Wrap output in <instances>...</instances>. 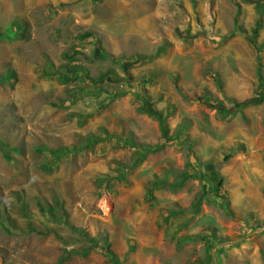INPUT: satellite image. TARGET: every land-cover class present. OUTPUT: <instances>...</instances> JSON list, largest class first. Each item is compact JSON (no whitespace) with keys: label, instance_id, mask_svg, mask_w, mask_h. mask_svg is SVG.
Wrapping results in <instances>:
<instances>
[{"label":"rangeland","instance_id":"1","mask_svg":"<svg viewBox=\"0 0 264 264\" xmlns=\"http://www.w3.org/2000/svg\"><path fill=\"white\" fill-rule=\"evenodd\" d=\"M12 22L24 35L0 39V74L15 73L0 86V264L89 246L42 197L121 264H264V0H0V37ZM248 98L261 101L238 108ZM161 118L170 137L185 129L144 156ZM57 148L71 151L53 161ZM184 172L196 177L167 186ZM217 173L221 197L204 191ZM66 264L111 263L92 250Z\"/></svg>","mask_w":264,"mask_h":264},{"label":"trees","instance_id":"2","mask_svg":"<svg viewBox=\"0 0 264 264\" xmlns=\"http://www.w3.org/2000/svg\"><path fill=\"white\" fill-rule=\"evenodd\" d=\"M21 24L20 22H12L11 26H9L8 28L5 29L4 33L1 34L3 35L2 37H0V39L7 41V42H12L14 39H20L21 37H23L24 35V30L21 29ZM13 28V30L11 31V29ZM238 29L239 26H237ZM234 29L230 34H227V36H224L223 39L225 40H229L232 39L233 37H235V33L236 30L238 29ZM12 33V34H11ZM94 36L93 32H86L83 35V38L86 39L88 37H92ZM257 79L259 80V85L261 86L262 89H264V76H263V72H262V67L264 66L263 62H262V57L259 54V49L257 47ZM15 76V73L13 71H7L5 73H1L0 74V86H2L4 83L11 81ZM122 96V94H119L117 97ZM197 99H202V98H197ZM261 99L260 98H256V99H245L242 102H237V104L239 105V107L242 108H247L251 105H255L258 102H260ZM218 104L215 105L216 108H219L222 110V112H226L228 109L225 106V104L223 102H217ZM237 109V107L235 108ZM234 109V110H235ZM160 126H161V130L163 132L162 136H161V142L157 143L155 145H148L146 146V149L142 150V153H144V156L147 155V153H158L160 151H162L167 145H170L173 141H178V139H180V135L182 134V132L184 131L185 127L180 126L178 128V134L174 137H170L168 136L169 130L164 126V122L162 120V118L160 119ZM90 138L92 143L94 142H98L99 140L103 139V138H99L96 136H91ZM188 138L187 140H185V142H188ZM188 154H187V167H189L192 164V157H193V152L191 147L188 148ZM41 151V149H40ZM52 158V160H58L59 158H61L64 155H67L71 150L68 148H57V149H46L45 150ZM233 151H229L225 156H224V160L228 161L232 156H233ZM123 174H121L119 171H116V175L115 176H103L98 178V183L99 185L101 184V182H103L105 184V187H108L112 184V182L115 181H119V178L122 177ZM196 175L191 174L190 172H184L181 174V181L178 183H167V186H169L170 188L173 189H178L181 188L183 183L186 182L187 180L191 179V178H195ZM216 177L218 179L217 185L214 187H207L206 185H204V191L205 193H213L215 196L217 197H221L220 196V192L223 189L224 186V177L222 175H220L219 173L216 174ZM161 184H157V183H151L149 185V188H147V195L151 198L154 199L153 196V189L155 188H160ZM226 199V198H224ZM200 204V203H199ZM37 206L39 208V210L46 216H48L50 219H52L54 222L57 223H62L64 222L65 225H68L71 230L78 232V235L81 236V239L85 240V242L90 243L89 246L84 247L83 250L79 251V250H65L63 252V254L60 256L59 260H58V264H66L71 257H73L74 255H83V256H88L90 254V252L92 250H96V251H100L102 252L103 256L107 258V260L111 263V264H121V261L119 260L118 255L116 254V252L113 250L112 248V243L110 242V240L108 239V237L104 240L103 244H101L96 238L92 237L90 234H88L85 230H82V228H77V227H73L70 225V221L68 218V212L66 211L65 207H64V202L61 201L59 198H47V197H42L37 201ZM31 232H36V229L34 228H30ZM41 232V231H39ZM44 233V232H41Z\"/></svg>","mask_w":264,"mask_h":264}]
</instances>
